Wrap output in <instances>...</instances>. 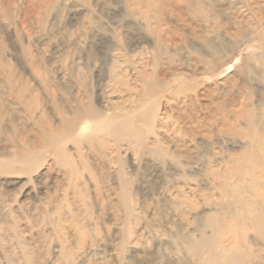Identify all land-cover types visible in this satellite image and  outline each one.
Masks as SVG:
<instances>
[{"label":"rangeland","instance_id":"rangeland-1","mask_svg":"<svg viewBox=\"0 0 264 264\" xmlns=\"http://www.w3.org/2000/svg\"><path fill=\"white\" fill-rule=\"evenodd\" d=\"M256 1L0 0V264H264Z\"/></svg>","mask_w":264,"mask_h":264},{"label":"bare ground","instance_id":"bare-ground-1","mask_svg":"<svg viewBox=\"0 0 264 264\" xmlns=\"http://www.w3.org/2000/svg\"><path fill=\"white\" fill-rule=\"evenodd\" d=\"M258 1V0H257ZM256 1V2H257ZM201 8V7H200ZM250 5L249 3L246 4V9H249ZM203 8H201L199 11H201ZM206 10V8H205ZM253 10V8H252ZM248 11V10H247ZM206 15V14H205ZM238 16H227V24L231 27H242L244 25L242 22L243 19L237 20ZM210 18V17H209ZM229 18V20H228ZM205 21V19H204ZM233 21V22H231ZM228 26V27H229ZM223 27V26H221ZM226 28V25H225ZM227 29V28H226ZM240 33L238 30L236 31ZM244 32V31H242ZM241 32V33H242ZM227 33L226 31L223 32V34ZM233 35V34H232ZM260 37L261 39L264 40V27L262 28V31H260ZM90 115H98L99 113L96 111L91 110L89 112ZM112 121L115 122V124L120 122L119 118H112ZM110 122V121H109ZM74 126V122H65V124L62 126L61 133H66L68 130H71V128ZM118 127V126H116ZM259 141L262 143L264 142V138H258ZM240 200H243L240 197ZM241 210H246L251 213L250 219H248L251 223V226L256 227L260 232H264V222L261 221L264 220V207L259 209L257 213L252 212L250 208L243 207ZM209 227L212 230V236L210 238L206 237H200L198 241H194L189 245V250L192 252H196L197 250H205L204 258L200 260V264H239L241 259L239 255L234 251L233 249L230 248H225V247H220L218 246V230L216 229L215 225L211 220L208 222Z\"/></svg>","mask_w":264,"mask_h":264}]
</instances>
